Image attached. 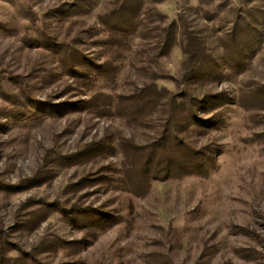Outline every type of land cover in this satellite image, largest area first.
<instances>
[{
	"label": "rangeland",
	"instance_id": "374dc122",
	"mask_svg": "<svg viewBox=\"0 0 264 264\" xmlns=\"http://www.w3.org/2000/svg\"><path fill=\"white\" fill-rule=\"evenodd\" d=\"M150 86L206 159L147 189ZM0 264H264V0H0Z\"/></svg>",
	"mask_w": 264,
	"mask_h": 264
},
{
	"label": "trees",
	"instance_id": "16d2710c",
	"mask_svg": "<svg viewBox=\"0 0 264 264\" xmlns=\"http://www.w3.org/2000/svg\"><path fill=\"white\" fill-rule=\"evenodd\" d=\"M192 51L193 49H190L188 53L191 54ZM196 56V53L192 52L187 64L189 70L187 74L195 72ZM100 97H95L93 101L96 102L97 106H101V110L108 112V109L113 105V103L110 104L111 98L101 99ZM136 98L138 99L137 101ZM136 98L133 99L134 102H137L135 103L136 108L139 109L141 107L142 110L155 106L161 98L166 99L165 105L168 112L159 140L141 149L140 157L142 156L146 159L141 172L142 186L148 189L151 181L155 178L163 180L167 177L194 174L196 172L194 168L197 165L193 166L194 160L196 162L204 160L206 159V154L202 151L194 150L189 143L180 139L181 134L188 131L192 124L203 127L202 121H199L196 114L192 111L196 104L192 101L191 95L189 93L183 95L169 93L166 89L159 90L155 86H150L136 95ZM107 101L109 102L107 103ZM132 163L136 169L140 167L137 160L132 161ZM199 166H202V164ZM157 174H164L163 179H160Z\"/></svg>",
	"mask_w": 264,
	"mask_h": 264
}]
</instances>
